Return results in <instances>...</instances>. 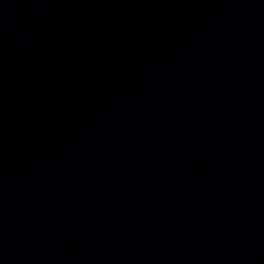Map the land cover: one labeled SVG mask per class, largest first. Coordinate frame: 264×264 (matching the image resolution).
<instances>
[{
    "label": "water",
    "instance_id": "obj_1",
    "mask_svg": "<svg viewBox=\"0 0 264 264\" xmlns=\"http://www.w3.org/2000/svg\"><path fill=\"white\" fill-rule=\"evenodd\" d=\"M0 264H264V0H0Z\"/></svg>",
    "mask_w": 264,
    "mask_h": 264
}]
</instances>
